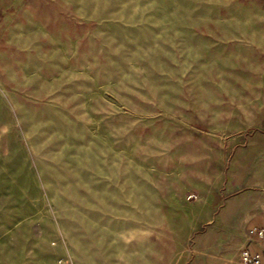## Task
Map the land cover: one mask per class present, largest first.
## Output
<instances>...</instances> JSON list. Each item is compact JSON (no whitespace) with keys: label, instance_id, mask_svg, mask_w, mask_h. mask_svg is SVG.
<instances>
[{"label":"rangeland","instance_id":"rangeland-1","mask_svg":"<svg viewBox=\"0 0 264 264\" xmlns=\"http://www.w3.org/2000/svg\"><path fill=\"white\" fill-rule=\"evenodd\" d=\"M262 130L264 0H0V264L203 263Z\"/></svg>","mask_w":264,"mask_h":264},{"label":"crops","instance_id":"crops-1","mask_svg":"<svg viewBox=\"0 0 264 264\" xmlns=\"http://www.w3.org/2000/svg\"><path fill=\"white\" fill-rule=\"evenodd\" d=\"M225 198L217 215L207 220L213 230L199 237V264H239L242 249L249 246L264 256V241L248 240L254 226H264V131L250 135L235 149L229 163Z\"/></svg>","mask_w":264,"mask_h":264},{"label":"built area","instance_id":"built-area-1","mask_svg":"<svg viewBox=\"0 0 264 264\" xmlns=\"http://www.w3.org/2000/svg\"><path fill=\"white\" fill-rule=\"evenodd\" d=\"M248 240H261L264 241V226H254L248 233ZM239 264H264V256L258 250L251 249L246 246L241 250L239 256ZM57 264H71L65 259H61Z\"/></svg>","mask_w":264,"mask_h":264}]
</instances>
